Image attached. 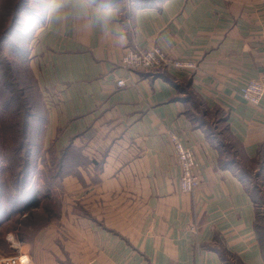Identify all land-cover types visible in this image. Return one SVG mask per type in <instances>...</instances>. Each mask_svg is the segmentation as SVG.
Returning <instances> with one entry per match:
<instances>
[{"label":"crops","instance_id":"crops-1","mask_svg":"<svg viewBox=\"0 0 264 264\" xmlns=\"http://www.w3.org/2000/svg\"><path fill=\"white\" fill-rule=\"evenodd\" d=\"M49 5L29 53L46 109L45 145L57 153L71 146L88 163L61 179L59 218L37 236L35 264H221V254L264 264L254 204L236 173L219 165L207 118L184 90L204 112H223L244 158L264 156V97L252 106L240 96L247 80L264 81V0L133 7L123 46L82 21L50 17ZM153 46L196 68L121 67L124 48ZM174 131L198 163L192 193L179 187Z\"/></svg>","mask_w":264,"mask_h":264},{"label":"trees","instance_id":"trees-1","mask_svg":"<svg viewBox=\"0 0 264 264\" xmlns=\"http://www.w3.org/2000/svg\"><path fill=\"white\" fill-rule=\"evenodd\" d=\"M128 1L132 3L129 9L127 8ZM160 1L162 0H120L124 18H127L129 16L130 11L133 10V7L141 8L148 5L157 4ZM42 23H40V25ZM34 28L35 27L33 26L32 36L35 31ZM29 53V50H26L25 56L27 57ZM24 60H26V58H24ZM11 85L13 86V98L17 101V103H15V108H12V112L17 117L22 119L23 132L24 130L28 129L29 126L31 127V125H35L32 126V133L35 135L36 144L35 140L33 141V143H29L28 146L27 144H24L25 146L19 149V151L24 149L23 153H19V151L16 152V150H18V147L12 148L11 146L9 147L8 151L12 150L11 156L13 159H7L5 156L2 155H0V159L3 162L5 160L7 161V166L10 167V170L12 169L11 165L16 168L15 170L12 169V173L14 176L13 186L15 188H18L19 192L16 194H11V204H16L15 212L18 215L25 214V219L27 217L28 222H32L28 225L32 229V237L35 238L36 235H38L45 227H47L53 222H56L59 218L61 179L69 174L78 175L77 167L80 165L85 166L88 161L86 160V158L83 157L79 150L71 146H67L60 149L58 153L55 151L52 142L45 146L44 130L47 122V115L37 80L36 82L33 81V83L30 84L26 89V91L34 90L33 96L30 98L29 101L26 100V103L21 100V91H18L17 89L16 91H14V82ZM184 90L186 92V97L196 107V110L201 113L202 116L204 115V117L207 118L205 119L208 122L206 132L208 133V135H210L209 139L219 151V165L222 167H230V169H232L236 173L238 178L244 183V187L254 204L255 233L262 254L264 256L262 249L263 246L260 241L261 237L258 236V226L256 227V222L259 215L258 207L254 195L252 194V191L249 189L250 187L248 186L250 177H255L256 179H258L260 176L264 180L263 153L260 152L255 159L249 160L244 158L241 153L240 147L225 131V118L223 112L219 110H214L211 113H209L208 111L204 112L199 107L198 103L195 102L191 93L187 89ZM31 110L34 111L33 114L31 113ZM1 112L3 116L4 111ZM31 117H33V120L36 123H30ZM209 121H212V123H210ZM218 125L222 126L224 133L229 138V143L223 141L222 133L220 131L218 132L217 129ZM30 130L28 131V133L30 132ZM12 138L13 143H18L19 145L23 143L22 141L17 139L15 135ZM229 151L230 157L229 154H225L226 152L229 153ZM46 153L49 155L48 163L45 158ZM38 158H40V162H37ZM34 161H36L35 165ZM242 161H247L249 163L251 169L256 172L254 176H251L250 172L244 170V165ZM36 169L39 170L40 176L32 175V172H34ZM38 183H40L42 190L39 189ZM14 234L17 236L15 232ZM0 244H4L1 237ZM220 257L221 264H238L236 258L232 255L225 257L224 254H221Z\"/></svg>","mask_w":264,"mask_h":264},{"label":"rangeland","instance_id":"rangeland-1","mask_svg":"<svg viewBox=\"0 0 264 264\" xmlns=\"http://www.w3.org/2000/svg\"><path fill=\"white\" fill-rule=\"evenodd\" d=\"M47 5L48 0H0V155L5 156L7 159H13L11 156L12 150L8 151L9 147H18V150H16L18 152L20 148H23L26 144L28 146L29 143H33L36 139L32 133V126L35 125L30 124L31 127H28L29 130L31 129L29 133L28 129L23 132L22 119L12 112V108H15L17 101L13 98V86L11 84L14 82V91L16 89L21 91V100L24 103L33 96L34 90L26 91V89L33 81L36 82V76L31 70L30 55L28 54L26 57L25 52L26 50L30 52L31 41L40 23L44 21V9ZM33 26L35 31L32 36ZM1 111H4L3 116ZM33 112L31 110L32 114ZM30 123H36L33 117H31ZM217 129L218 132L222 133L223 141L229 143V138L224 133L222 126L218 125ZM14 135L23 143L20 145L13 143L12 137ZM23 152L24 149L19 151V153ZM225 154H229L230 157V151ZM45 158L48 163L49 155L47 153ZM39 159H37V162H40ZM242 162L244 170L254 176L256 172L251 169L249 163L247 161ZM11 168L13 170L16 169L12 165ZM12 169L10 170V167L7 166L6 160L3 162L0 159V237L4 242V244H0V254L11 255L16 252L7 240V238L13 237L16 242L25 243L23 251L25 252L29 248L32 263L35 264V257L38 255L37 252L35 253L37 251L35 250L37 246L36 240H38L37 236L39 234L35 238L32 237V229L28 225L32 222H28L27 217L25 219V214H21L22 216L18 215L15 212L16 204H11V194L19 192V189L13 186L14 176ZM38 173L39 170L36 169L32 172V175L40 176V173ZM248 186L254 195L258 207L259 215L256 227L258 226V236L261 237L260 241L264 253V180L260 176L258 179L250 177ZM38 187L42 190L40 183H38Z\"/></svg>","mask_w":264,"mask_h":264},{"label":"built area","instance_id":"built-area-1","mask_svg":"<svg viewBox=\"0 0 264 264\" xmlns=\"http://www.w3.org/2000/svg\"><path fill=\"white\" fill-rule=\"evenodd\" d=\"M120 65L127 71L142 70L146 72L168 68L176 72L190 71L196 68L191 60L170 57L163 49L153 46L144 52L124 48ZM115 85L124 87L123 78L115 79ZM241 98L252 106H259L264 97V82L261 79H249L240 88ZM173 154L180 169L179 187L184 193H192L200 184L198 163L193 151L186 147L179 132L169 133ZM16 251L11 255L0 254V264H33L28 249L23 251L25 243L16 242L13 237L7 238Z\"/></svg>","mask_w":264,"mask_h":264},{"label":"clouds","instance_id":"clouds-1","mask_svg":"<svg viewBox=\"0 0 264 264\" xmlns=\"http://www.w3.org/2000/svg\"><path fill=\"white\" fill-rule=\"evenodd\" d=\"M47 14L56 19L73 18L88 29L123 46L128 36L120 0H50Z\"/></svg>","mask_w":264,"mask_h":264}]
</instances>
